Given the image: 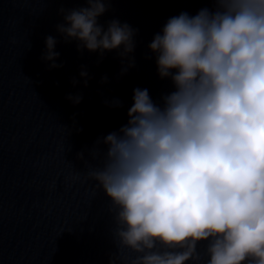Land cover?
Returning a JSON list of instances; mask_svg holds the SVG:
<instances>
[{"label": "clouds", "instance_id": "1", "mask_svg": "<svg viewBox=\"0 0 264 264\" xmlns=\"http://www.w3.org/2000/svg\"><path fill=\"white\" fill-rule=\"evenodd\" d=\"M82 2L59 10L66 41L134 51L128 24L98 22L110 0ZM205 2L213 7L169 18L149 44L174 90L157 104L135 88L127 123L92 153L87 177L111 202L118 245L137 254L131 264L198 262L199 244L205 264H264V0ZM45 43L42 58L54 61L57 41Z\"/></svg>", "mask_w": 264, "mask_h": 264}]
</instances>
